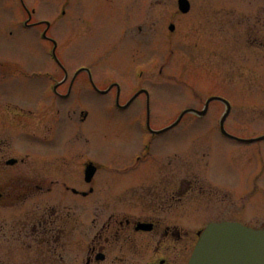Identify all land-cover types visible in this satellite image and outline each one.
Masks as SVG:
<instances>
[{"label": "flooded vegetation", "instance_id": "1", "mask_svg": "<svg viewBox=\"0 0 264 264\" xmlns=\"http://www.w3.org/2000/svg\"><path fill=\"white\" fill-rule=\"evenodd\" d=\"M86 1L41 3L40 12L25 0L0 7V264H187L210 223L263 229L264 151L191 134L199 126L190 122L178 133L182 119L157 124L140 81L148 39L174 47L148 57L155 62L204 43L264 56V0H185L186 12L179 0L163 9V0L154 8L120 0L111 13L112 0H94L98 9ZM74 3L73 43L96 38L98 18L110 17L115 31L101 61L134 42L130 71L113 77L67 63L66 10ZM76 85L107 100L109 120L96 134L111 139L103 151L90 111L71 102Z\"/></svg>", "mask_w": 264, "mask_h": 264}, {"label": "rangeland", "instance_id": "2", "mask_svg": "<svg viewBox=\"0 0 264 264\" xmlns=\"http://www.w3.org/2000/svg\"><path fill=\"white\" fill-rule=\"evenodd\" d=\"M29 5L35 7L40 12L41 3H48V6H56L59 0H25ZM48 1V2H47ZM75 1V0H74ZM84 1V0H83ZM159 5L163 8L169 7V4ZM157 0H150V7L154 8ZM86 7L90 9L97 8V2L87 0ZM120 0H112L111 5L106 12L117 11ZM15 6L13 0H0V7ZM77 5L74 3L70 10H66L65 29L68 33L67 23L72 25L71 30L66 35V60L68 64L83 63L89 64L97 72L108 70L115 77V72L121 70H131V56L137 55L138 44L126 41L123 47L113 50L111 53L112 62L101 61L104 52L109 51L112 32L115 26L111 23V18L100 17L98 22L100 26L97 37H91L84 42V46H76L73 41L77 39L74 30L73 13ZM129 7H131L129 5ZM130 10V9H129ZM72 31V32H71ZM90 41V42H89ZM174 47L159 45L155 41L148 39L142 49L145 51V71L144 80L141 85L149 90L152 96V112L156 114L157 124H167L176 120V118L187 108L200 109L208 98L220 97L230 105V112L225 120L224 129L230 135L238 138L257 137L264 134V56L258 54L256 61L255 55L243 45L226 44L224 47H215L212 44L204 43L197 47L179 46V54L183 57L172 58L173 61L166 63L157 59L156 63H151L148 57L151 54L165 55L170 54ZM216 48V49H215ZM113 49V48H112ZM189 54H186L187 51ZM251 50V49H250ZM177 53V52H176ZM72 66V65H71ZM162 70L160 74L159 71ZM100 74H98L99 76ZM243 87L238 89L237 87ZM263 88V89H262ZM77 102L81 108L86 107L90 111L91 124L94 128L93 137L96 139L99 148L108 145L111 140L106 138L104 141L100 136L102 129L109 120V111L102 103V100L91 91L79 90L77 85L74 89V96L71 102ZM224 112V106L221 102L213 101L210 103L207 112L198 117L195 114H186L183 116L180 124L175 128L181 133L182 125L187 122L199 126L197 131L191 134H210L216 136V141L223 142L219 137L221 133L217 129L219 118ZM191 130H194L191 129ZM115 141V140H114ZM111 141V142H114ZM251 147H259L264 151V140L249 143ZM100 151V153H102ZM223 151H226L223 150ZM220 154V153H219ZM218 157V156H217ZM224 158V154L222 156ZM215 166H219L215 163Z\"/></svg>", "mask_w": 264, "mask_h": 264}, {"label": "water", "instance_id": "3", "mask_svg": "<svg viewBox=\"0 0 264 264\" xmlns=\"http://www.w3.org/2000/svg\"><path fill=\"white\" fill-rule=\"evenodd\" d=\"M211 101L226 103L220 97L208 98L203 110H185L178 120L186 113H194L198 116L204 114ZM228 109L227 105L226 112L220 120L222 131ZM263 138L264 136H261L258 139ZM189 264H264V230L254 231L238 224L225 222L211 224L200 236Z\"/></svg>", "mask_w": 264, "mask_h": 264}]
</instances>
